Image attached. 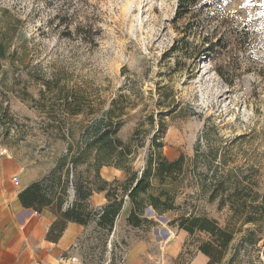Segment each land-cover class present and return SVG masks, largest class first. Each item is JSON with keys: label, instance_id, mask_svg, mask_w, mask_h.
Here are the masks:
<instances>
[{"label": "rangeland", "instance_id": "374dc122", "mask_svg": "<svg viewBox=\"0 0 264 264\" xmlns=\"http://www.w3.org/2000/svg\"><path fill=\"white\" fill-rule=\"evenodd\" d=\"M177 4L0 0V104L15 116L0 123V155L13 157L27 182L66 150V141L46 135L48 124L88 122L63 113L44 84L52 79L81 87V98L104 110L119 97V135L133 140L135 170L159 151L157 134L169 159L185 155L178 181L165 185L179 208L160 216L146 207L153 221L133 226L127 199L110 235L88 226L76 244L81 264H264V0H197L195 17L173 22ZM186 27L181 44L189 51L208 36L221 41L193 71L186 54L164 58ZM101 174L126 176L114 166ZM74 197L71 188L69 202ZM90 202L106 198L95 193ZM182 213L207 216L233 234L220 256L201 249L213 241L209 233L171 223Z\"/></svg>", "mask_w": 264, "mask_h": 264}, {"label": "trees", "instance_id": "16d2710c", "mask_svg": "<svg viewBox=\"0 0 264 264\" xmlns=\"http://www.w3.org/2000/svg\"><path fill=\"white\" fill-rule=\"evenodd\" d=\"M196 5L197 0H178L173 22L189 15L195 17ZM196 22L192 24L195 26ZM183 32L186 34L185 37L175 41L165 52L164 58L177 52L186 54L191 58L193 71L201 60L214 56L221 41L219 39L213 41L208 36L203 39L201 45L189 51L187 45L181 42L186 40L190 31L186 27ZM44 84L55 95L56 102H63L61 104L63 113L71 117L83 114L88 118L87 123L81 124L68 122L63 124L58 122L59 125L48 124L45 129L46 135L66 141V150L57 157L47 174L31 182L19 193L24 207L38 213L48 209L56 215V220L47 234L49 241L58 242L69 222H77L84 226L94 224L95 233L107 237L114 230L116 220L127 199L132 205L128 223L133 226L153 221L144 217L146 207H152L160 216L179 208L174 195L165 185L178 181V176L184 168V154L174 160L169 159L161 151L163 143L157 134L152 140V145L159 151L147 158L143 169L135 170L131 165L136 154L133 140L125 141L119 135L122 123L119 97L113 98L110 106L104 110L103 107L85 102V99L81 98L84 96L81 87H67L58 79L44 81ZM42 109H45L44 105ZM14 117L8 106L0 104V123L4 118L13 121ZM11 130L10 126L4 127L2 136L11 137ZM139 131L136 129L134 136L138 135ZM83 166H86L85 170L82 169ZM106 166L124 170L125 178L123 180L104 178L101 169ZM154 181L158 186L155 187ZM71 188L75 197L69 202ZM153 188L156 189V193L152 192ZM95 193L104 194L106 202L103 205L95 206L90 202ZM214 197L212 194V198ZM176 222L179 228L190 233L199 230L213 237V241L205 243L201 248L212 259L220 256L233 239V234L228 229L220 227L216 220L207 216L191 214L187 216L186 213H182L178 218L171 220V223Z\"/></svg>", "mask_w": 264, "mask_h": 264}, {"label": "crops", "instance_id": "0c3cea01", "mask_svg": "<svg viewBox=\"0 0 264 264\" xmlns=\"http://www.w3.org/2000/svg\"><path fill=\"white\" fill-rule=\"evenodd\" d=\"M21 172L13 157L0 155V264H81L76 244L88 226L69 222L58 242L49 241L56 215L23 206L19 193L31 182Z\"/></svg>", "mask_w": 264, "mask_h": 264}, {"label": "built area", "instance_id": "2783aa9c", "mask_svg": "<svg viewBox=\"0 0 264 264\" xmlns=\"http://www.w3.org/2000/svg\"><path fill=\"white\" fill-rule=\"evenodd\" d=\"M15 182H16V184H19V180L17 178L15 179Z\"/></svg>", "mask_w": 264, "mask_h": 264}, {"label": "water", "instance_id": "95a60500", "mask_svg": "<svg viewBox=\"0 0 264 264\" xmlns=\"http://www.w3.org/2000/svg\"><path fill=\"white\" fill-rule=\"evenodd\" d=\"M160 218H164V217H160Z\"/></svg>", "mask_w": 264, "mask_h": 264}]
</instances>
